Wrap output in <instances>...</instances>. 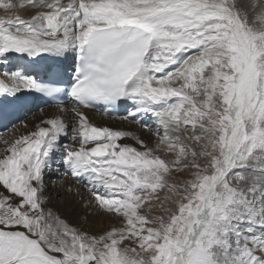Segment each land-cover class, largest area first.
I'll use <instances>...</instances> for the list:
<instances>
[{
  "label": "snow or ice",
  "instance_id": "6c2138e0",
  "mask_svg": "<svg viewBox=\"0 0 264 264\" xmlns=\"http://www.w3.org/2000/svg\"><path fill=\"white\" fill-rule=\"evenodd\" d=\"M0 65V264H264V0H0Z\"/></svg>",
  "mask_w": 264,
  "mask_h": 264
},
{
  "label": "bare ground",
  "instance_id": "6f19581e",
  "mask_svg": "<svg viewBox=\"0 0 264 264\" xmlns=\"http://www.w3.org/2000/svg\"><path fill=\"white\" fill-rule=\"evenodd\" d=\"M47 63V62H45ZM71 65H72V61L71 60H66L63 63V66L65 67V69L70 70L71 69ZM45 65H40V66H36L35 69H33L32 66L28 65V63L25 64V62L23 61V58H17L15 57V55L13 54L12 59L10 60V65H8L7 67L9 68V70H15L18 69L20 67L26 68L29 71L32 70H40L42 67H44ZM6 66L0 65V69H3ZM33 109L36 112L35 117L32 120H29L28 123L31 124L33 123L35 120L39 119V113L41 112V110H47V111H54V108H43L41 107L39 104H37L35 102V104L33 105ZM89 116L90 118L93 120V122L97 123V124H111L113 127H118V128H123V129H131V130H138L136 125H130L127 123H122V122H118L115 120H109L108 118L102 116L99 113L93 112V111H89ZM53 177V178H51ZM49 178L50 181L52 182H56L58 184H63L65 186L68 185H73L76 184L81 192H85V187L82 184H78L77 182L73 181L72 178L63 175L62 173H56L53 172L51 174H49ZM52 193L55 195L58 191L57 188H52ZM61 197H64V192L62 190H60ZM86 194V192H85ZM54 207H62V205L60 204L59 201H55L54 202ZM93 223L90 225H86V227L90 228V230L95 231V232H99L102 231V221H97V218L93 217L92 218Z\"/></svg>",
  "mask_w": 264,
  "mask_h": 264
},
{
  "label": "rangeland",
  "instance_id": "374dc122",
  "mask_svg": "<svg viewBox=\"0 0 264 264\" xmlns=\"http://www.w3.org/2000/svg\"><path fill=\"white\" fill-rule=\"evenodd\" d=\"M51 178H53V177H51ZM61 196V195H60Z\"/></svg>",
  "mask_w": 264,
  "mask_h": 264
}]
</instances>
